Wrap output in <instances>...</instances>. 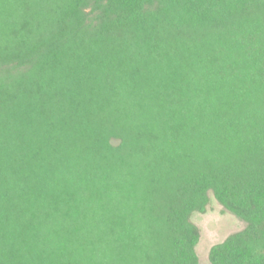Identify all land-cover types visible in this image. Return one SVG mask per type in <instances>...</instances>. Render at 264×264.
I'll return each instance as SVG.
<instances>
[{
	"label": "trees",
	"instance_id": "16d2710c",
	"mask_svg": "<svg viewBox=\"0 0 264 264\" xmlns=\"http://www.w3.org/2000/svg\"><path fill=\"white\" fill-rule=\"evenodd\" d=\"M211 193L264 264V0H0V264H199Z\"/></svg>",
	"mask_w": 264,
	"mask_h": 264
},
{
	"label": "rangeland",
	"instance_id": "374dc122",
	"mask_svg": "<svg viewBox=\"0 0 264 264\" xmlns=\"http://www.w3.org/2000/svg\"><path fill=\"white\" fill-rule=\"evenodd\" d=\"M204 213H195L193 222L200 232L196 247L199 264H211V251L214 246L224 242L229 236L244 230L247 222L226 209L213 195Z\"/></svg>",
	"mask_w": 264,
	"mask_h": 264
}]
</instances>
